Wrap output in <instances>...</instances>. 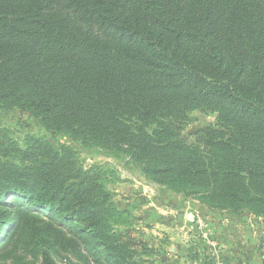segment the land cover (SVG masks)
Listing matches in <instances>:
<instances>
[{"label": "trees", "instance_id": "1", "mask_svg": "<svg viewBox=\"0 0 264 264\" xmlns=\"http://www.w3.org/2000/svg\"><path fill=\"white\" fill-rule=\"evenodd\" d=\"M0 105L264 214V0H0ZM193 110L216 124L184 135ZM126 239L54 162L0 171V264H143Z\"/></svg>", "mask_w": 264, "mask_h": 264}, {"label": "rangeland", "instance_id": "2", "mask_svg": "<svg viewBox=\"0 0 264 264\" xmlns=\"http://www.w3.org/2000/svg\"><path fill=\"white\" fill-rule=\"evenodd\" d=\"M188 117L184 135L216 124L211 113L193 110ZM50 162L68 189L95 205L110 234L138 243L133 249L143 264H264V214L208 208L154 181L128 153L48 131L29 114L0 105V171Z\"/></svg>", "mask_w": 264, "mask_h": 264}]
</instances>
